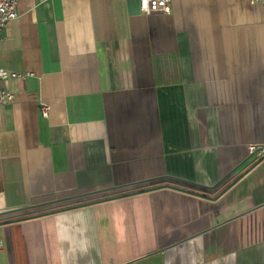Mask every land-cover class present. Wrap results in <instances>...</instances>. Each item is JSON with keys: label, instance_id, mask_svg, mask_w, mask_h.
Segmentation results:
<instances>
[{"label": "crops", "instance_id": "crops-1", "mask_svg": "<svg viewBox=\"0 0 264 264\" xmlns=\"http://www.w3.org/2000/svg\"><path fill=\"white\" fill-rule=\"evenodd\" d=\"M170 5L22 0L0 31L28 75L0 80V264H264V3Z\"/></svg>", "mask_w": 264, "mask_h": 264}, {"label": "built area", "instance_id": "built-area-1", "mask_svg": "<svg viewBox=\"0 0 264 264\" xmlns=\"http://www.w3.org/2000/svg\"><path fill=\"white\" fill-rule=\"evenodd\" d=\"M22 0H0V31L10 21L15 20L18 17L17 8ZM252 3L260 1L264 3V0H250ZM171 0H141V10L144 13L158 12L160 10L167 13L171 12ZM27 74H20L17 72H9L0 68V80L8 79H25ZM15 101V95L8 90H0V106ZM50 108L44 103L40 105V113L44 118L49 116ZM257 149L255 144H250V151L254 152ZM3 249V241L0 238V251Z\"/></svg>", "mask_w": 264, "mask_h": 264}, {"label": "trees", "instance_id": "trees-1", "mask_svg": "<svg viewBox=\"0 0 264 264\" xmlns=\"http://www.w3.org/2000/svg\"><path fill=\"white\" fill-rule=\"evenodd\" d=\"M226 187H224L222 190H224Z\"/></svg>", "mask_w": 264, "mask_h": 264}, {"label": "water", "instance_id": "water-1", "mask_svg": "<svg viewBox=\"0 0 264 264\" xmlns=\"http://www.w3.org/2000/svg\"><path fill=\"white\" fill-rule=\"evenodd\" d=\"M104 199V198H103Z\"/></svg>", "mask_w": 264, "mask_h": 264}]
</instances>
